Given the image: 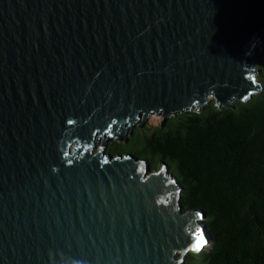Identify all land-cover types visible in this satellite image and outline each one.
<instances>
[{
    "label": "water",
    "instance_id": "obj_1",
    "mask_svg": "<svg viewBox=\"0 0 264 264\" xmlns=\"http://www.w3.org/2000/svg\"><path fill=\"white\" fill-rule=\"evenodd\" d=\"M258 46L264 0H0V264H186L212 245L166 162L94 148L248 102Z\"/></svg>",
    "mask_w": 264,
    "mask_h": 264
},
{
    "label": "trees",
    "instance_id": "obj_2",
    "mask_svg": "<svg viewBox=\"0 0 264 264\" xmlns=\"http://www.w3.org/2000/svg\"><path fill=\"white\" fill-rule=\"evenodd\" d=\"M259 94L234 108L214 100L170 117L164 127L132 128L120 139L101 137L106 153L156 156L182 185L183 210L199 209L212 237L186 264H264V48L255 53ZM127 142V143H126ZM121 143H126L124 151ZM98 145V144H96ZM123 147V148H124ZM152 169V159L148 158Z\"/></svg>",
    "mask_w": 264,
    "mask_h": 264
},
{
    "label": "rangeland",
    "instance_id": "obj_3",
    "mask_svg": "<svg viewBox=\"0 0 264 264\" xmlns=\"http://www.w3.org/2000/svg\"><path fill=\"white\" fill-rule=\"evenodd\" d=\"M259 47V46H258ZM258 49V48H257ZM257 49L255 50V53H256V51H257ZM253 62L255 63V66H256V69H257V64H256V62H255V54H254V59H253ZM258 71V70H257ZM257 76H258V74H257ZM258 78V77H257ZM162 121V117L161 116H155V115H153V116H150L147 120H146V122H145V124L146 125H148L149 127H151V129H154V128H156V127H158L159 126V124H160V122ZM144 124V125H145ZM135 126H137V125H135ZM134 126V127H135ZM133 127V128H134ZM126 135H127V133H126ZM125 135V136H126ZM118 141H120L121 142V140H117V142ZM127 143V142H126ZM126 143H121V148H122V150L124 151V149H125V145H127ZM100 146H101V142H99L98 143V145L97 146H95V148H94V153L95 152H97L99 149H100ZM124 147V148H123ZM116 154H126L125 152H121V153H116ZM151 157V159H152V169H157V168H159L160 167V161L161 160H159L156 156H154V155H149L148 157H146V159H148V158H150ZM205 231H206V229H205ZM211 248V244H208L206 247H205V249L204 250H208V249H210ZM187 260V259H186ZM186 260H185V263H186Z\"/></svg>",
    "mask_w": 264,
    "mask_h": 264
},
{
    "label": "snow or ice",
    "instance_id": "obj_4",
    "mask_svg": "<svg viewBox=\"0 0 264 264\" xmlns=\"http://www.w3.org/2000/svg\"><path fill=\"white\" fill-rule=\"evenodd\" d=\"M207 245V240L204 238L203 234L201 233L199 240L197 242L196 248L194 250H200L202 247Z\"/></svg>",
    "mask_w": 264,
    "mask_h": 264
},
{
    "label": "flooded vegetation",
    "instance_id": "obj_5",
    "mask_svg": "<svg viewBox=\"0 0 264 264\" xmlns=\"http://www.w3.org/2000/svg\"><path fill=\"white\" fill-rule=\"evenodd\" d=\"M100 141H101V138L99 139V141L96 144H98Z\"/></svg>",
    "mask_w": 264,
    "mask_h": 264
},
{
    "label": "clouds",
    "instance_id": "obj_6",
    "mask_svg": "<svg viewBox=\"0 0 264 264\" xmlns=\"http://www.w3.org/2000/svg\"><path fill=\"white\" fill-rule=\"evenodd\" d=\"M198 111V110H197ZM206 232V231H205Z\"/></svg>",
    "mask_w": 264,
    "mask_h": 264
}]
</instances>
